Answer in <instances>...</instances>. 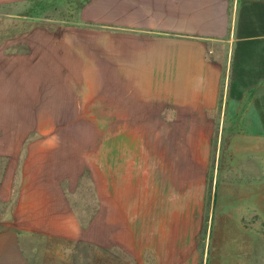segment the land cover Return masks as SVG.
<instances>
[{
  "label": "rangeland",
  "instance_id": "obj_1",
  "mask_svg": "<svg viewBox=\"0 0 264 264\" xmlns=\"http://www.w3.org/2000/svg\"><path fill=\"white\" fill-rule=\"evenodd\" d=\"M153 1L0 0V104L23 108L38 194L18 206L12 183L0 264H264V141L230 134L222 104L116 87L120 47L182 44L144 28Z\"/></svg>",
  "mask_w": 264,
  "mask_h": 264
},
{
  "label": "crops",
  "instance_id": "obj_2",
  "mask_svg": "<svg viewBox=\"0 0 264 264\" xmlns=\"http://www.w3.org/2000/svg\"><path fill=\"white\" fill-rule=\"evenodd\" d=\"M151 7L157 23L144 28L169 30L184 39L178 48L164 42L157 50L132 53L120 47L117 56L109 57L112 76L119 77L118 91L130 97L126 104L134 101L130 94L141 84L154 86L144 91L158 93L165 104H222L221 122L228 123L230 134L239 131L263 142L264 0H154ZM133 44H138L137 39ZM5 83L4 89L10 91L13 82L6 79ZM10 101L0 104V206L12 199V183L16 205L22 206L27 197L37 194V186L32 173L22 170L20 146L29 133L13 130L22 124L23 108L18 111ZM27 152L26 162L31 161L30 155L39 154Z\"/></svg>",
  "mask_w": 264,
  "mask_h": 264
}]
</instances>
